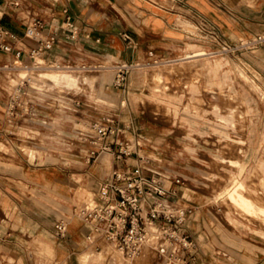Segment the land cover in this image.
<instances>
[{
    "label": "rangeland",
    "instance_id": "rangeland-1",
    "mask_svg": "<svg viewBox=\"0 0 264 264\" xmlns=\"http://www.w3.org/2000/svg\"><path fill=\"white\" fill-rule=\"evenodd\" d=\"M185 22L193 27L181 23L187 36L176 52L170 56L141 52L138 60L128 63L125 93L114 87L117 58H111L110 63L105 62L106 57L86 59L84 54H77L73 49L72 53L85 59L84 62L70 63L73 69L100 75V66L103 65L104 70H110V79L97 82L93 98L89 97V90L84 85L85 88L79 91L64 90L30 99L26 82L8 92L3 88L14 62L10 54L4 57L8 68H0V106L4 110V129L12 133L9 136L2 133L5 140L1 142L5 148L0 149V153L6 155L3 159L5 169L14 172L15 158L18 157L28 163L25 152L18 148L22 144L33 146L35 143L40 158L32 163L33 166L63 170L70 179V188L64 195L67 198L47 189L43 195H37L33 190L21 191L40 209L54 214L58 221L67 224L84 222L75 193L88 189L93 204L100 183L94 186L80 175L93 164L92 160L86 161L96 134L92 124L97 121L94 117L101 121L111 119L124 128L123 139L133 141L140 135L148 140L141 153L154 161L155 171L166 178H181L183 186L178 204L191 209L189 229L202 251L194 264H264V221L244 213L228 200L226 194L215 200L225 188L231 187L232 179L237 178L247 182L251 196L258 204L264 205V188L260 185L264 174L258 166L264 159V100L259 95V91L264 93V39L260 43H251L255 36H264V30L245 37L231 36V40H227L230 47L223 51L216 41L210 47L206 43L209 40H203L206 33L191 21ZM187 44L199 46L208 56L223 59L224 68L231 69V89L208 87L203 76H197L193 69L178 67ZM4 59L0 57V61ZM165 65L175 69L168 71ZM157 68H161L162 76L158 83L152 76ZM235 68L243 71L259 91L251 88ZM194 82L199 87L191 92ZM156 86L160 88L155 89ZM19 87L17 107L14 116L10 117L7 105L16 95L14 89ZM245 96L251 99V111L241 100ZM231 112L233 124L227 118ZM81 122L86 124L85 132H80L75 125ZM21 131L28 136L23 137ZM103 154L111 158L112 165L110 167L107 157L108 170L102 171L101 178L115 166L113 157ZM47 156L55 159L50 161ZM100 243L95 244L94 249L100 250ZM82 245L80 254L88 249L87 242ZM80 254L76 255L75 264H79ZM122 260L132 264L157 262L153 252L148 257L134 259L122 256ZM57 263L58 259L43 257V264Z\"/></svg>",
    "mask_w": 264,
    "mask_h": 264
},
{
    "label": "crops",
    "instance_id": "crops-1",
    "mask_svg": "<svg viewBox=\"0 0 264 264\" xmlns=\"http://www.w3.org/2000/svg\"><path fill=\"white\" fill-rule=\"evenodd\" d=\"M20 1L15 0L16 6L12 7L4 6L3 1L0 0V24L22 39V47L26 51L35 45L33 39L25 36L29 22L41 20L49 27L47 31L59 33V25L66 16L64 10H67L76 32L75 38L73 40L60 38L55 47L45 55L47 59L66 64L84 62V58L80 59V56H76L78 53L84 54L86 59L106 57L105 62L108 63L113 57L117 58L115 63H132L140 58L141 52L170 56L172 52H176V48L182 47V41L186 39L187 31L181 23L189 28L193 27L191 23L185 21H191L202 33L214 29L226 40H231V36L245 37L264 30V0ZM200 19L206 21L205 28L201 26ZM203 40H209V42H202H206L210 47L214 45L211 39ZM199 48L197 45L187 44L178 67L193 69L197 76H203L205 85L208 87L231 89V69L224 68L226 63L222 58L208 56ZM73 49L77 50V54L72 53ZM7 56L10 55L0 53L3 59ZM4 61L5 59L0 61V65L6 64ZM25 62H28L27 59ZM100 68H102L100 75L84 71L63 74L61 77L63 84L57 93L64 90L79 91L86 85L89 97L93 98L97 82L110 79L111 76L110 70H104L103 65ZM165 68L168 71L175 69L174 66L168 65H165ZM160 71L161 68L153 71L152 76L157 83L162 80ZM235 71L251 88L259 91V87L243 71L237 68ZM198 87L194 82L191 84L190 91L194 92ZM156 88L160 87L156 86ZM242 93L245 95L244 92ZM259 95L264 100V93L259 91ZM46 96L48 95H37L36 98ZM241 100L248 106V111H251V99L245 96ZM3 113L4 110L0 106V149L5 148L1 142L5 140L2 133L4 132L5 136L6 130ZM94 118L98 120L97 117ZM227 118L233 124L232 112ZM75 125L80 132L87 130L83 122L75 123ZM20 133L23 137L28 136L25 131ZM34 144L33 146L22 144L18 148L25 152L28 163H24L21 157L15 158L14 172L5 169L6 161L3 159L6 155L0 153V264H43L45 255L58 259L57 264H75L76 255L80 254L83 248L82 242L86 243V237L91 233L92 225L83 221H73L67 224L65 238L58 239L54 235V228L58 221L55 215L40 209L34 204L35 201L32 198L23 194L22 191L33 190L37 195L38 193L43 195L42 193H45L44 190L47 189L67 198L64 195L70 188V179L63 170L44 165L33 166L32 163L40 158V151ZM107 157L111 167V158L103 154L99 156V162H93L88 171L80 175L87 181L90 180L95 186L102 179L100 176L102 171L108 170L105 161ZM47 159L52 161L55 158L47 156ZM258 166L264 174V159ZM260 185L264 188V176L260 179ZM222 194H226L228 200L244 213L264 221V205L258 204L251 196L247 182L233 178L231 187L225 188V191L217 195L215 200L222 197ZM75 199L79 203V208L92 205L88 189L78 190L75 193ZM49 200L58 205L54 199ZM87 245L88 249L79 256V264H112L110 253L100 258L93 255L92 247L88 243ZM149 254H151L150 250L145 249L142 257H148Z\"/></svg>",
    "mask_w": 264,
    "mask_h": 264
},
{
    "label": "built area",
    "instance_id": "built-area-1",
    "mask_svg": "<svg viewBox=\"0 0 264 264\" xmlns=\"http://www.w3.org/2000/svg\"><path fill=\"white\" fill-rule=\"evenodd\" d=\"M4 6H16L15 0H2ZM66 14L59 25V33L47 31V25L34 20L26 27L25 36L33 39L35 45L23 49V41L15 33L0 24V53L10 54L14 62L25 57L39 59L36 69L71 67L70 64L44 57L58 43L60 38L73 40L76 32L71 16ZM205 28L206 21L200 19ZM204 39L216 41L227 51V40L214 29L206 32ZM129 41V38L126 37ZM264 36H255L251 43H260ZM44 57V58H43ZM127 62L115 63V88L126 92L125 81L129 69ZM0 68H8L3 64ZM20 92V87L18 88ZM18 95V94H17ZM11 97L7 113L14 116L18 96ZM96 133L92 149L86 161H97L102 153L113 157L115 166L101 179L91 206L82 209L84 222L92 225L94 244L108 243L127 259L142 255L145 249L155 253L156 264H194L202 251L191 233L188 220L191 209L178 204L181 178H166L154 170L153 160L141 153L147 139L138 135L137 140L123 139L124 128L111 119L97 120L92 124ZM7 136L11 131H6ZM67 223L57 221L54 235L58 239L66 236ZM90 234L86 239H90Z\"/></svg>",
    "mask_w": 264,
    "mask_h": 264
},
{
    "label": "bare ground",
    "instance_id": "bare-ground-1",
    "mask_svg": "<svg viewBox=\"0 0 264 264\" xmlns=\"http://www.w3.org/2000/svg\"><path fill=\"white\" fill-rule=\"evenodd\" d=\"M19 2L21 1L19 0ZM26 59L28 62H25ZM39 61V59L34 60L32 58L25 57L22 61L13 62L11 66L12 70L7 72V80L5 81L3 87L5 91L8 92L15 86H19L20 84H24L26 82L28 85L27 91L29 94V98L36 99L37 95H47V93L58 92L60 86L63 84V80L61 78L63 74L71 73L74 71L83 72L82 70H75L73 69V67L36 69L37 63ZM112 67L113 66H111L110 68ZM14 91L16 95L19 93L18 88L14 89ZM88 206L90 205H84L83 207H81L80 211ZM95 237V233L91 232L89 237L90 239H86V242L92 247L93 255H97L101 258L105 256V254L110 253L112 255V264L125 263L122 260L121 253L119 251L117 252L113 245H110L108 243H100L101 249H94V246L96 245L92 242L91 239ZM144 252L145 250L139 257H142L144 255Z\"/></svg>",
    "mask_w": 264,
    "mask_h": 264
}]
</instances>
